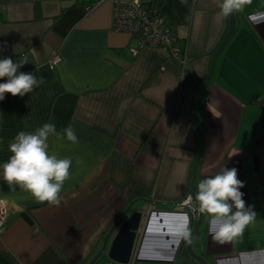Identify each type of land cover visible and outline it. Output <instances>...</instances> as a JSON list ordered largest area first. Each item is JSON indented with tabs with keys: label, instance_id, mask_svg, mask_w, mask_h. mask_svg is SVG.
<instances>
[{
	"label": "crops",
	"instance_id": "obj_1",
	"mask_svg": "<svg viewBox=\"0 0 264 264\" xmlns=\"http://www.w3.org/2000/svg\"><path fill=\"white\" fill-rule=\"evenodd\" d=\"M140 1L189 40L181 73L166 48H139L113 30L110 0H0V59L27 60L18 71L44 78L0 101V165L20 131L53 123L78 137H49V152L72 161L59 205L13 191L0 176L9 211L0 264H125L108 247L131 210L146 215L127 264H199L181 254L196 220L176 204L189 197L198 152L194 194L202 179L235 168L256 218L220 245L202 214L194 250L209 264H264V0L234 13L238 26L214 61L197 119L200 85L230 15L219 16V0Z\"/></svg>",
	"mask_w": 264,
	"mask_h": 264
},
{
	"label": "clouds",
	"instance_id": "obj_2",
	"mask_svg": "<svg viewBox=\"0 0 264 264\" xmlns=\"http://www.w3.org/2000/svg\"><path fill=\"white\" fill-rule=\"evenodd\" d=\"M250 3L251 0H219V16L226 18L243 11ZM26 62H14L9 57L0 59V79L4 80L0 83V101L5 99V94L23 97L44 83L43 77L18 71ZM50 136L57 140L66 138L73 144L78 142L71 125L57 131L55 124L44 123L32 132L20 131L8 145L10 156L0 165V176L11 190L19 187L30 193L36 202L56 206L61 201V189L69 177L72 161L49 152ZM243 186L237 178V170L225 167L202 179L197 186L194 199L199 212L207 214L210 223L216 226L211 235L217 244L230 243L243 236L246 227L256 218L252 206L245 207L240 191Z\"/></svg>",
	"mask_w": 264,
	"mask_h": 264
},
{
	"label": "built area",
	"instance_id": "obj_3",
	"mask_svg": "<svg viewBox=\"0 0 264 264\" xmlns=\"http://www.w3.org/2000/svg\"><path fill=\"white\" fill-rule=\"evenodd\" d=\"M112 7V28L117 32H124L134 37L138 47H164L168 50L171 60L177 65L179 72L184 70L187 60L188 41L178 40L175 29L160 13L156 5L145 4L140 0H110ZM137 48L128 52L134 54ZM187 200L176 203L185 206ZM175 204V205H176ZM8 205L0 198V235L5 230L8 219Z\"/></svg>",
	"mask_w": 264,
	"mask_h": 264
},
{
	"label": "water",
	"instance_id": "obj_4",
	"mask_svg": "<svg viewBox=\"0 0 264 264\" xmlns=\"http://www.w3.org/2000/svg\"><path fill=\"white\" fill-rule=\"evenodd\" d=\"M229 30L228 32L224 35L222 41L219 43L218 47L216 48V51L213 53L211 60H210V66L207 72V76L205 77V79L203 80V82L200 85V91L198 94V103H197V107H196V119L198 117L199 114V106H200V102H201V96L204 92L205 89V85L207 84V81L210 79L211 73L213 71L214 68V61L218 56V53L221 51L220 49L228 42L229 37L231 36V34L233 33V31L235 30V27L238 26V19L235 17L234 14L230 15V23H229ZM198 156H199V152L196 156V158L194 159L195 162L193 164L192 167V174H191V178H190V187L188 190V195L190 196V200L188 202V204L185 206L186 208H191L192 210V214L196 220V223L194 224V226L192 227V229L190 230V234L185 242V247L182 249V256L187 258H192V260L196 261L199 264H209L208 261L200 256L193 248L192 242L193 239L195 237H198L200 232V227H201V223H202V213L199 212L198 210V205L197 202L195 201L194 197V178H195V170H196V166L198 163ZM257 163H258V157L255 156L254 159V167L257 169ZM21 215L31 224L32 221L30 220L29 216L26 213H21ZM146 212H142L141 210H131L130 213H128V215L126 216V218H124V220H122L118 226V229L116 231V233L113 235L114 237L112 238L110 244H109V250H108V257L112 260H115L116 262H121V263H130V257L132 255L133 249H134V244L135 242L139 239V234L140 232L139 229L141 228V222L143 220V218L145 217ZM109 233H107V237L105 238V242L103 245V249L105 247V243L107 241Z\"/></svg>",
	"mask_w": 264,
	"mask_h": 264
}]
</instances>
